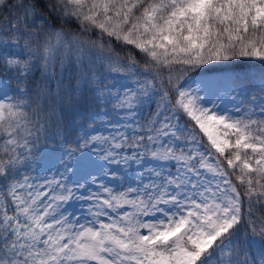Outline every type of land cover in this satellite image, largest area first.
<instances>
[{
  "label": "snow or ice",
  "instance_id": "6c2138e0",
  "mask_svg": "<svg viewBox=\"0 0 264 264\" xmlns=\"http://www.w3.org/2000/svg\"><path fill=\"white\" fill-rule=\"evenodd\" d=\"M0 264H264V0H0Z\"/></svg>",
  "mask_w": 264,
  "mask_h": 264
},
{
  "label": "rangeland",
  "instance_id": "374dc122",
  "mask_svg": "<svg viewBox=\"0 0 264 264\" xmlns=\"http://www.w3.org/2000/svg\"><path fill=\"white\" fill-rule=\"evenodd\" d=\"M253 71H255V69H253ZM213 73H204L202 76H194V77H197V78H207V77H210L212 76ZM223 95V100L222 101H216V103H218L220 105V108L221 109H231L233 108L235 105L233 104V102L230 100L229 97H227L226 94H222ZM214 99V97L212 98Z\"/></svg>",
  "mask_w": 264,
  "mask_h": 264
},
{
  "label": "trees",
  "instance_id": "16d2710c",
  "mask_svg": "<svg viewBox=\"0 0 264 264\" xmlns=\"http://www.w3.org/2000/svg\"><path fill=\"white\" fill-rule=\"evenodd\" d=\"M73 27H74V26H73ZM114 46H116V45L114 44ZM117 50H119V48H117ZM203 67L206 68V67H208V66L205 65V66H203ZM216 67L219 68V67H221V65H220V64H217ZM198 72H200V69H196V70H194L193 72L189 73V75L193 76V75H196ZM203 139L206 141V137H203Z\"/></svg>",
  "mask_w": 264,
  "mask_h": 264
}]
</instances>
